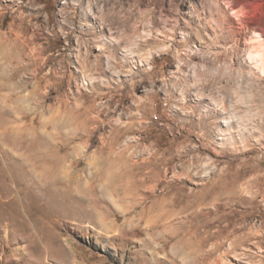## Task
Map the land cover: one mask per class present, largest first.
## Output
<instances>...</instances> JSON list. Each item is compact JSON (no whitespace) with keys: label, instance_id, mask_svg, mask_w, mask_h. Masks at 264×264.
I'll use <instances>...</instances> for the list:
<instances>
[{"label":"rangeland","instance_id":"374dc122","mask_svg":"<svg viewBox=\"0 0 264 264\" xmlns=\"http://www.w3.org/2000/svg\"><path fill=\"white\" fill-rule=\"evenodd\" d=\"M221 1L0 0V264H264V16Z\"/></svg>","mask_w":264,"mask_h":264},{"label":"bare ground","instance_id":"6f19581e","mask_svg":"<svg viewBox=\"0 0 264 264\" xmlns=\"http://www.w3.org/2000/svg\"><path fill=\"white\" fill-rule=\"evenodd\" d=\"M252 1H254V4H252V5L256 8V10H257L256 12H257L258 16L259 17L264 16V0H252ZM221 2H225V5L230 10V12L233 15H235L236 17L240 18L241 12L243 10L242 6L239 7L240 4L243 5V3H244L245 5H247L248 3L251 2V0H244V1H241V2H239V1L237 2L236 1L234 4H232L233 2H229L227 0H222ZM238 25H239L240 31H245V30L248 29V24L246 22H243L241 19H239V24ZM246 43L248 45V50H247V54H246L247 55L246 59H247L248 63L251 66H253V68L255 70L259 71L260 73H262L264 75V27H263V29L260 30V32L257 31V32L252 33L250 35V38L246 40ZM245 103H248V102H245ZM252 103H254V101H252ZM223 104H224L223 102H220V103L218 102L219 106H222ZM257 116L258 115H255L253 118H255ZM253 118L252 117H248L247 121H250Z\"/></svg>","mask_w":264,"mask_h":264}]
</instances>
